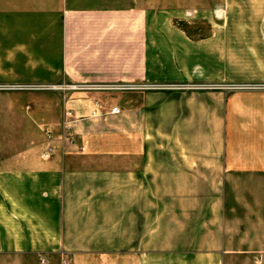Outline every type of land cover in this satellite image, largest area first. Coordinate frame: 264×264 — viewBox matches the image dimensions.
<instances>
[{
  "label": "crops",
  "instance_id": "1",
  "mask_svg": "<svg viewBox=\"0 0 264 264\" xmlns=\"http://www.w3.org/2000/svg\"><path fill=\"white\" fill-rule=\"evenodd\" d=\"M232 8L264 0H0V83L46 86L2 124L0 264L262 261L264 103L198 86Z\"/></svg>",
  "mask_w": 264,
  "mask_h": 264
},
{
  "label": "rangeland",
  "instance_id": "2",
  "mask_svg": "<svg viewBox=\"0 0 264 264\" xmlns=\"http://www.w3.org/2000/svg\"><path fill=\"white\" fill-rule=\"evenodd\" d=\"M231 10L229 11L232 14H229L225 21L230 28L226 32V43L222 47L225 53L222 55V60L224 58L227 60L228 78L208 87H215L227 91L229 94L237 95L238 98L245 103H249V105L252 103L262 104L264 103V15H239L234 13V8ZM243 11L250 12L252 10L243 9ZM200 19L202 20V18ZM28 85L42 86L43 84ZM20 89L36 90L43 89V87L17 88L15 84L0 83V152L11 150L12 146V137L7 134H11L10 131L12 130L2 126L3 121L12 118L13 113L10 110V105L16 103L27 105L32 103L33 99L41 98L20 93V91H27ZM258 96H260V100ZM237 226L240 228L237 236L241 237L243 225H228L229 232L232 235L231 246L233 248L236 247V241H239L236 236ZM245 228H248L249 231L248 234H243L245 237L248 236V240H245L244 244L246 246L247 243H250L253 234L250 225L245 226ZM254 255V252L249 250L231 254L227 264H264V258L260 263H255ZM8 261L10 263L11 259Z\"/></svg>",
  "mask_w": 264,
  "mask_h": 264
},
{
  "label": "built area",
  "instance_id": "3",
  "mask_svg": "<svg viewBox=\"0 0 264 264\" xmlns=\"http://www.w3.org/2000/svg\"><path fill=\"white\" fill-rule=\"evenodd\" d=\"M186 86H187V87H198V86H199V87L205 88V87H207V86H209V85H198V86H196V85H186ZM34 87H38V88L43 87V88H45L46 86H45V85H42V86H37V85H17V88H34ZM107 87H112V88H122L123 85H114V86H107ZM97 106H98V105H96V107H97ZM108 111L111 112V113H117V112H119V109H118V107H116V106H112V107L109 108ZM91 113L94 114V111H92ZM65 115H68V112H66ZM63 132H64L63 135H64L65 137L68 138L69 135H70V133H69V130H68L67 125H65V126L63 127ZM45 136H46V139L49 140L50 137H51V133L46 132V133H45ZM50 151H51V146H50V144L48 143V144L46 145V147H45L43 153H42L43 156H47V155L50 153ZM257 258L260 259L259 256H258ZM59 264H70V263H69V261H68L67 259H65V258H61Z\"/></svg>",
  "mask_w": 264,
  "mask_h": 264
}]
</instances>
